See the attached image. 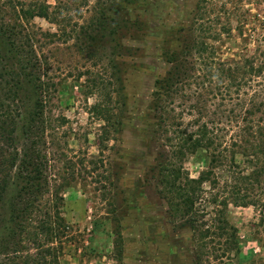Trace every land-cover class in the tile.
<instances>
[{
    "label": "trees",
    "instance_id": "obj_1",
    "mask_svg": "<svg viewBox=\"0 0 264 264\" xmlns=\"http://www.w3.org/2000/svg\"><path fill=\"white\" fill-rule=\"evenodd\" d=\"M76 1L54 7L0 0V264H61L63 198L42 202L56 84L38 51L39 33L56 34L32 29L31 21L60 25L66 17L59 7ZM197 9L196 27L166 54L171 69L155 81L152 110L170 148L159 171L172 214L184 219L182 227L199 230L202 250L218 245L216 259H223L240 254L228 206L264 207V0H200ZM113 67L110 74L104 68L80 76L97 96L92 112L106 137L121 124L112 97L122 95L124 71ZM196 153L206 157L196 178L171 162Z\"/></svg>",
    "mask_w": 264,
    "mask_h": 264
},
{
    "label": "rangeland",
    "instance_id": "obj_2",
    "mask_svg": "<svg viewBox=\"0 0 264 264\" xmlns=\"http://www.w3.org/2000/svg\"><path fill=\"white\" fill-rule=\"evenodd\" d=\"M40 1L58 6V0ZM199 2L77 0L59 7L66 17L60 25L42 17L31 21L32 29L56 34L39 33L38 51L56 84L42 202L63 198L61 264H264V207L228 206L225 217L237 228L240 254L216 259L218 245L201 249L199 230L180 225L184 219L173 216L161 183L159 169L171 154L152 110L155 81L171 69L166 54L180 49L187 30L196 27ZM113 65L124 71L122 95L112 97L121 124L106 137L92 112L97 96L80 76L104 68L110 74ZM171 162L196 178L206 157Z\"/></svg>",
    "mask_w": 264,
    "mask_h": 264
}]
</instances>
